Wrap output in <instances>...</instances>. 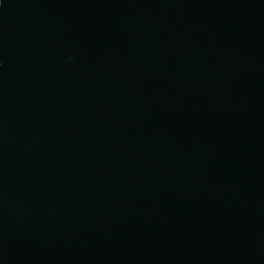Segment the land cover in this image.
<instances>
[{
	"label": "water",
	"instance_id": "1",
	"mask_svg": "<svg viewBox=\"0 0 264 264\" xmlns=\"http://www.w3.org/2000/svg\"><path fill=\"white\" fill-rule=\"evenodd\" d=\"M0 264H264V0H0Z\"/></svg>",
	"mask_w": 264,
	"mask_h": 264
}]
</instances>
